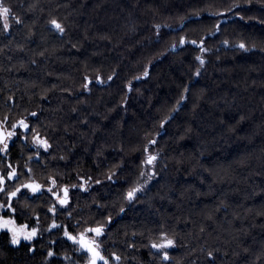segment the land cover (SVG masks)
I'll return each mask as SVG.
<instances>
[{
    "label": "trees",
    "instance_id": "1",
    "mask_svg": "<svg viewBox=\"0 0 264 264\" xmlns=\"http://www.w3.org/2000/svg\"><path fill=\"white\" fill-rule=\"evenodd\" d=\"M0 7V264H264V0Z\"/></svg>",
    "mask_w": 264,
    "mask_h": 264
},
{
    "label": "rangeland",
    "instance_id": "2",
    "mask_svg": "<svg viewBox=\"0 0 264 264\" xmlns=\"http://www.w3.org/2000/svg\"><path fill=\"white\" fill-rule=\"evenodd\" d=\"M13 136H14L13 140L9 139L7 141L8 149L4 150L2 148L3 146H0V192L2 190H4L5 181H8V179L15 180L17 178V174H18L16 166L11 162L10 153L7 152L9 150V148L12 146V144L14 143V141H15V135L13 134ZM62 198H63V196H62ZM7 209H9V205H7V206H4L3 204L1 205V210H0V232L9 233L10 236H11V240L15 236V238L18 241V243H16V244L12 243V245L14 247H18L24 242L28 243V242L33 241L36 238L37 230L30 228L28 225H20V224H18V222L16 221V219L14 217H9V216L2 215L3 212H5ZM5 221L8 222L7 225H5ZM57 227H58V225L54 224V225H52L51 229H56ZM33 232H34V235H32ZM65 236H66L67 239H69L72 242H76L78 240V237L74 236L73 234H71L69 232H66ZM25 237H28V238L26 239ZM100 250H101V248H100ZM80 252H82V250H80ZM85 255H87V254H85ZM62 257H63V259L66 260V262L68 264H80L72 256L63 255ZM89 263H90V255H87L86 264H89ZM101 264H105V263H101ZM107 264H108V262H107Z\"/></svg>",
    "mask_w": 264,
    "mask_h": 264
},
{
    "label": "water",
    "instance_id": "3",
    "mask_svg": "<svg viewBox=\"0 0 264 264\" xmlns=\"http://www.w3.org/2000/svg\"><path fill=\"white\" fill-rule=\"evenodd\" d=\"M147 77H148V74L143 76V78H147ZM9 136L11 135L0 124V141L5 142ZM29 187L35 191L34 193H40L42 191V187L37 186L35 184H31L29 185ZM68 193H69L68 189H64V197L60 200V202L63 205H66L69 202ZM78 244L83 251H85L86 253L90 255L91 257L90 264H97L99 261L101 262L104 261V258L102 257L95 243L91 241L86 235L81 234L79 236Z\"/></svg>",
    "mask_w": 264,
    "mask_h": 264
},
{
    "label": "snow or ice",
    "instance_id": "4",
    "mask_svg": "<svg viewBox=\"0 0 264 264\" xmlns=\"http://www.w3.org/2000/svg\"><path fill=\"white\" fill-rule=\"evenodd\" d=\"M0 12H2V14H3V16H4L5 20H6V19H7V16H8V13H9V9L6 8V7H0ZM52 23L55 25V27H56L57 29H59L60 31H63V29L61 28V26H60L59 24H57L55 21H53ZM5 26H7V25H5ZM239 47L244 48L245 45H244V44H240ZM197 59H200V58L197 57ZM201 64H203V60H201ZM146 74H147V73H145V75H146ZM21 123H23V122H21ZM153 159H155V157H149V162H151ZM13 195H15V193H13ZM131 195H132V193H129V196H130V197H131ZM7 223H8V222L5 221V225H7ZM90 231H94V232L97 233V235H99V234L101 233L102 229L97 228V229H91ZM32 235H34V232L32 233ZM25 238L27 239L28 237H25ZM11 242H12L13 244L18 243V241H17V239L15 238V236L13 237V239H12ZM168 243L171 244V241H169ZM154 247H155V245H154ZM165 258H167V257L165 256ZM105 264H107V262H105Z\"/></svg>",
    "mask_w": 264,
    "mask_h": 264
},
{
    "label": "flooded vegetation",
    "instance_id": "5",
    "mask_svg": "<svg viewBox=\"0 0 264 264\" xmlns=\"http://www.w3.org/2000/svg\"><path fill=\"white\" fill-rule=\"evenodd\" d=\"M4 128V127H3ZM10 134H12L11 132H9ZM12 136H13V134H12ZM14 137V136H13ZM13 137H8L7 139H6V141L5 142H1L0 141V146H3L2 148L4 149V150H6V149H8V144H7V141L11 138V140H13ZM11 148V147H10ZM9 148V149H10ZM9 151V150H8ZM7 151V152H8ZM0 210H1V205H0ZM4 213V212H3Z\"/></svg>",
    "mask_w": 264,
    "mask_h": 264
},
{
    "label": "bare ground",
    "instance_id": "6",
    "mask_svg": "<svg viewBox=\"0 0 264 264\" xmlns=\"http://www.w3.org/2000/svg\"><path fill=\"white\" fill-rule=\"evenodd\" d=\"M61 203V202H60ZM62 204V203H61ZM84 235V234H83ZM80 236V235H79ZM88 237V236H87ZM89 238V237H88ZM78 239H79V237H78ZM90 239V238H89ZM91 240V239H90ZM92 241V240H91ZM94 242V241H93ZM95 243V242H94ZM77 244H78V240H77ZM79 245V244H78ZM95 245H96V243H95ZM80 247V246H79ZM97 247V246H96ZM81 248V247H80ZM98 248V247H97ZM99 250V249H98ZM100 251V250H99ZM85 252V251H84ZM86 253V252H85ZM101 253V252H100ZM88 254V253H87ZM89 255V254H88ZM101 255H102V253H101ZM102 257H103V255H102ZM104 258V257H103ZM90 261H91V257H90ZM99 263H102L101 261H99L97 264H99ZM90 264V263H89Z\"/></svg>",
    "mask_w": 264,
    "mask_h": 264
}]
</instances>
